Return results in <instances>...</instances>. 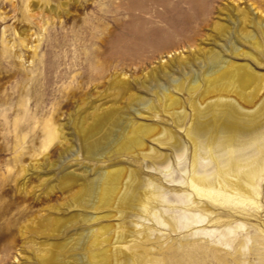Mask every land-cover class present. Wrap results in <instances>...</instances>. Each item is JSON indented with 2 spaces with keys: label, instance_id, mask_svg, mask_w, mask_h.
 Segmentation results:
<instances>
[{
  "label": "rangeland",
  "instance_id": "rangeland-1",
  "mask_svg": "<svg viewBox=\"0 0 264 264\" xmlns=\"http://www.w3.org/2000/svg\"><path fill=\"white\" fill-rule=\"evenodd\" d=\"M13 1L16 8L10 0H0V264H43L50 245L77 238L81 230L133 219L102 218L56 229L50 220L113 212L71 206L84 183L117 167L145 179L162 178L147 170L141 152L88 155L80 125L87 127L94 116L108 112L123 120L126 129L121 127L119 134L135 125L155 126L160 137L161 130L172 132L182 147L192 149L186 128L196 108L217 109L221 104V84L213 83L219 73H212V53L264 75V0H34L48 4L47 22L38 15L28 21L21 0ZM218 25L228 27L226 36L218 32ZM14 29H30L31 49H22L19 42L13 53L5 49L6 39L11 44L18 41ZM240 31L253 40L240 37ZM47 126L56 129L53 140L46 138ZM142 141L146 150L173 149L170 141L167 145L147 137ZM173 167L182 176L176 163ZM64 174L75 176L77 183L63 188ZM261 204L262 212L249 222L251 233H264V182ZM245 233L239 231L238 239ZM182 236L171 237L176 243ZM247 246L238 258L262 264L254 246ZM262 246L264 250V241ZM218 248L221 254L233 253ZM91 250L97 251L89 245L58 254L63 262L71 258L87 262ZM233 259L219 263L210 258L205 264H238Z\"/></svg>",
  "mask_w": 264,
  "mask_h": 264
},
{
  "label": "bare ground",
  "instance_id": "bare-ground-1",
  "mask_svg": "<svg viewBox=\"0 0 264 264\" xmlns=\"http://www.w3.org/2000/svg\"><path fill=\"white\" fill-rule=\"evenodd\" d=\"M20 3L28 21L37 15L44 22L49 20L44 13L49 10L47 3L39 5L34 0H21ZM9 5L17 6L13 0ZM216 29L224 36L229 30L222 25ZM29 30L18 32L14 29L18 41L11 44V40L6 39L5 49L13 53L18 42L22 49H31L27 44ZM239 36L253 40L251 34L241 31ZM232 51L237 53L238 49L232 47ZM14 55L16 57V53ZM17 57L23 59L20 51ZM210 59L212 73H219L213 83L221 84V104L217 109L196 108L194 119L186 128L192 149L182 147L172 132L161 130L163 137H160V129L155 126L135 125L127 129V133L125 130L119 134L121 127L126 129L123 120L108 112L94 116L87 127L80 125L88 155L102 158L110 151L129 155L141 152L147 170L162 178L161 181L152 177L145 179L135 171L117 167L98 173L91 183H84L71 206L95 212L110 209L115 214L109 212L98 217L71 214L68 219L50 220L56 229L64 223L74 226L78 222L91 223L102 218L133 219L114 226L81 230L77 238L52 244L42 258L43 264H205L210 258L221 263L227 257L234 258L238 264H246L237 254H244L249 243L264 264L263 230L251 233L248 226L251 218L257 217L263 209L264 75L254 73L247 65L229 63L214 53ZM173 103L170 101V105ZM45 134L49 140L57 137L52 126L46 127ZM145 137L160 145L170 141L173 149L170 153L146 150L142 141ZM202 141H206V145ZM174 162L182 176H177ZM77 181L73 175L62 176L63 188ZM218 225L221 230L207 229ZM239 231L246 232L242 240L238 239ZM172 234H183V240L174 243ZM89 245L97 251L89 252L87 262L83 258L63 262L58 254V251L74 253L78 248L86 250ZM218 246L227 251L232 249L233 253H222L221 258Z\"/></svg>",
  "mask_w": 264,
  "mask_h": 264
}]
</instances>
